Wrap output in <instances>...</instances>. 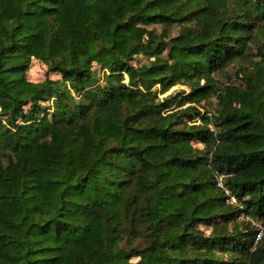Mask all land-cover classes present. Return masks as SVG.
I'll use <instances>...</instances> for the list:
<instances>
[{
	"label": "trees",
	"instance_id": "16d2710c",
	"mask_svg": "<svg viewBox=\"0 0 264 264\" xmlns=\"http://www.w3.org/2000/svg\"><path fill=\"white\" fill-rule=\"evenodd\" d=\"M0 264H264V0H0Z\"/></svg>",
	"mask_w": 264,
	"mask_h": 264
},
{
	"label": "rangeland",
	"instance_id": "374dc122",
	"mask_svg": "<svg viewBox=\"0 0 264 264\" xmlns=\"http://www.w3.org/2000/svg\"><path fill=\"white\" fill-rule=\"evenodd\" d=\"M174 34H176V31H172L171 35L173 36ZM241 66L237 65V63L232 64L230 67H228L226 70H225V73H222L220 75H217V79L219 80V82L221 84H224V85H239L240 84V81H239V77L236 76V73L239 71V68ZM45 71H46V68L40 64L39 62L37 61H34L32 66L30 67V69L28 70L27 72V78L29 81H32V82H38V81H41L44 76H45ZM179 91H185L187 92V88L186 87H181V86H176V87H173L170 91H168L165 95H162L160 96V98L170 94V93H176V92H179ZM215 99H210L209 100V104L210 105H207L206 108L204 109H201V113L203 112H209L211 113L214 108H215ZM203 104V103H202ZM198 121V120H197ZM199 122V121H198Z\"/></svg>",
	"mask_w": 264,
	"mask_h": 264
},
{
	"label": "built area",
	"instance_id": "2783aa9c",
	"mask_svg": "<svg viewBox=\"0 0 264 264\" xmlns=\"http://www.w3.org/2000/svg\"><path fill=\"white\" fill-rule=\"evenodd\" d=\"M222 178H223V176H220V175H216L215 176L217 186L223 190L224 195L226 197V200H225L226 203H228V204H235V199L230 195V192L223 187ZM261 233H262V230H260L257 233L256 238H255V241H257L260 238Z\"/></svg>",
	"mask_w": 264,
	"mask_h": 264
}]
</instances>
